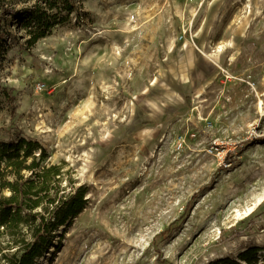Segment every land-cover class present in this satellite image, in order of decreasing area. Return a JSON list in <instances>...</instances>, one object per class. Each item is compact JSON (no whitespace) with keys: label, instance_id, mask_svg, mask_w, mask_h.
<instances>
[{"label":"rangeland","instance_id":"rangeland-1","mask_svg":"<svg viewBox=\"0 0 264 264\" xmlns=\"http://www.w3.org/2000/svg\"><path fill=\"white\" fill-rule=\"evenodd\" d=\"M71 1L33 46L4 16L0 140H37L87 188L35 264H208L264 244V0Z\"/></svg>","mask_w":264,"mask_h":264},{"label":"trees","instance_id":"trees-1","mask_svg":"<svg viewBox=\"0 0 264 264\" xmlns=\"http://www.w3.org/2000/svg\"><path fill=\"white\" fill-rule=\"evenodd\" d=\"M22 1L27 3L24 8L6 9L0 0V61L9 48L6 14L23 31L28 46L78 14L71 0ZM47 157L37 140H0V260L5 264H35L56 247L59 229L61 236L87 204L85 185H76L64 161L51 163ZM208 264H264V244L246 246L235 256Z\"/></svg>","mask_w":264,"mask_h":264},{"label":"bare ground","instance_id":"bare-ground-1","mask_svg":"<svg viewBox=\"0 0 264 264\" xmlns=\"http://www.w3.org/2000/svg\"><path fill=\"white\" fill-rule=\"evenodd\" d=\"M186 80H187V78L184 77V81H186ZM208 83H209V82H207V83L203 84L202 86H200L199 91L197 92L196 95H199V94H201L202 91H205V87H206V85H207ZM176 95H177V94H176ZM178 97H180V96H178ZM146 104L149 105L151 108H154V109L159 110V109L161 108V106L164 105L165 103H164V102H158V101H156V100H153V101H152V100H149V101H146ZM259 202H260V199L256 202V204L259 203ZM256 204H255V205H256ZM255 205H254V206H255ZM252 211H253V206L248 207V208L246 209V213H247V214L251 213Z\"/></svg>","mask_w":264,"mask_h":264},{"label":"built area","instance_id":"built-area-1","mask_svg":"<svg viewBox=\"0 0 264 264\" xmlns=\"http://www.w3.org/2000/svg\"><path fill=\"white\" fill-rule=\"evenodd\" d=\"M36 89L39 90V89H42V84H36Z\"/></svg>","mask_w":264,"mask_h":264}]
</instances>
